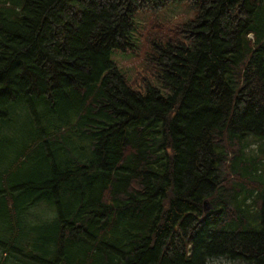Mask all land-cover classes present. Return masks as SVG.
I'll list each match as a JSON object with an SVG mask.
<instances>
[{"label": "trees", "instance_id": "1", "mask_svg": "<svg viewBox=\"0 0 264 264\" xmlns=\"http://www.w3.org/2000/svg\"><path fill=\"white\" fill-rule=\"evenodd\" d=\"M178 1L196 18L154 45L172 95L137 92L111 53L138 11ZM263 5L0 0V133L13 109L49 124L0 171L6 214L55 213L35 264H264V163L246 139L264 137Z\"/></svg>", "mask_w": 264, "mask_h": 264}, {"label": "rangeland", "instance_id": "2", "mask_svg": "<svg viewBox=\"0 0 264 264\" xmlns=\"http://www.w3.org/2000/svg\"><path fill=\"white\" fill-rule=\"evenodd\" d=\"M261 12L264 13V10ZM197 14L198 10L189 1L172 2L162 10H140L135 14L129 45L125 50L116 49L111 53L112 61L133 90L145 94L147 86H152L159 89L165 97L172 95L171 89L165 87L159 77L161 71L154 59L157 54L154 45L159 41L166 43L173 40L174 31L194 20ZM13 110L10 122L0 133V149L4 157H7V160L0 162V171L10 167L22 147L27 145L36 133L35 128L42 131L49 126L48 122L42 119V108L35 111L31 108L15 109V113ZM246 139L248 147L255 150L261 158V163H264V137L248 135ZM17 167L14 170L18 180L21 176L33 174L36 168L32 162ZM14 179L13 185L18 181ZM22 184L26 182L23 181ZM2 192L3 188L0 186V194ZM13 192L16 193V190ZM208 207L210 210L209 204ZM20 212L21 210L13 209L6 214V211L0 208V264H35L37 259L42 257L43 233L48 231L45 224L52 222L50 220L54 218L55 213L49 212L44 203L28 212ZM210 264L246 263L215 258Z\"/></svg>", "mask_w": 264, "mask_h": 264}, {"label": "water", "instance_id": "3", "mask_svg": "<svg viewBox=\"0 0 264 264\" xmlns=\"http://www.w3.org/2000/svg\"><path fill=\"white\" fill-rule=\"evenodd\" d=\"M205 207H206V210L208 211L209 209H208V203L207 202L205 203Z\"/></svg>", "mask_w": 264, "mask_h": 264}]
</instances>
